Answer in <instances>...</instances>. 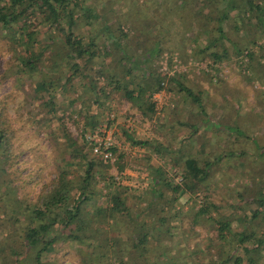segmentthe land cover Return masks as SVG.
<instances>
[{
    "label": "rangeland",
    "instance_id": "obj_1",
    "mask_svg": "<svg viewBox=\"0 0 264 264\" xmlns=\"http://www.w3.org/2000/svg\"><path fill=\"white\" fill-rule=\"evenodd\" d=\"M80 1L103 16V19L101 17L84 22L81 11L77 10L74 32L85 40L99 32L102 22L111 25L116 36L119 35L117 28L121 25L123 31L128 33L125 43L140 63L157 51L152 48L150 39L154 36L163 39L158 55L146 64L147 87L151 89L156 80H161V89L148 100L154 105V113L145 114L132 107L120 93L113 92L111 87L104 84L103 77L98 84L107 87L110 98L102 100V105L97 106L94 103L95 93L91 94L89 89L87 95L90 98L80 100L82 106L87 109L89 106V111H94L99 118L100 123H97L93 132H89L87 121L79 116L82 110L80 105L76 108L68 104L72 97L82 92V79L74 80L72 88H59L55 101L60 108L55 113H46L47 107L44 109L39 105L41 98L35 86L43 75L46 77L49 74L36 71L30 79L24 77L17 80L13 74L7 80H2L11 52L0 36V112L4 116L2 122L8 121L9 128L12 127L10 144L14 182L11 186L15 188L7 193L5 190L12 187L5 182L0 188V239L8 238L10 243L15 241L14 245L19 247L17 249L26 253L23 231L31 220L20 219L16 211H13L15 202L12 210L7 206L16 199L22 206H33L36 202L40 204L43 196L54 186L59 170L57 165L63 163L62 159H68L71 149L64 146L67 145L66 137L62 136L60 123L63 122L70 135L80 141V138H86L95 131L99 133L98 128L108 122L110 149L113 150L110 152L111 157L106 159L110 166L108 174L113 177L116 185L133 189L135 196L130 202V216L118 222L103 216L96 223H88L87 228L77 233L82 236L79 240L58 241L43 254L42 262L217 264L221 257L226 256L227 249L231 253L238 250L234 251L230 246H215L205 250L204 245L211 240L209 234L215 231L205 225L208 222L193 224L189 215L171 221L167 219V222L159 221L161 214L147 209L151 198L149 180L155 168H159L164 177L174 184H180L179 169L185 158L195 159L199 166L208 162L209 175L205 182L209 189V199L215 204L227 205L222 216L233 220V230L243 227L246 230H258L259 236L264 233V207L257 203L259 192L264 187V28L261 30L254 13H240V9L247 7L248 0H234L236 10H228L227 19L221 23L226 39L210 45L206 52H201L203 46L219 35L215 28L217 22L210 20L209 27L212 29L208 35L203 32L204 20L196 17L181 19L178 7H187V1L177 0V5L173 3V10L163 9L161 0ZM170 1L165 0L167 3ZM215 1L220 3L219 0H213L212 3ZM216 2L214 5L207 2L206 5L214 8ZM262 2L251 0L252 4ZM200 3L193 12L202 7ZM138 11L157 30L154 31L152 25L151 33H147V23L141 32L136 23ZM211 14L210 17L216 16L215 11ZM183 27L188 29L182 36L179 30ZM49 34L47 32L45 36ZM101 34L97 41L98 48L106 45V35ZM176 36L177 40H174ZM181 37L184 42L178 40ZM235 48L240 49L239 54H235ZM223 49H227L229 58L217 62L209 57L211 51L221 52ZM249 54H252L251 58ZM96 59V67H99L102 53ZM104 59L107 63L110 56ZM64 73L65 69L62 71ZM138 78H141V73L135 72L134 79ZM90 79H85V82ZM172 80L191 89L202 100V109ZM126 134L133 135L137 140L148 141L152 146L156 145L157 151L130 145ZM53 135L58 138L53 139ZM102 137L99 133L96 139ZM88 141L91 145V141ZM118 163L122 165L120 172L117 169ZM75 167L77 165L73 163L65 168L68 171ZM97 187L101 188L102 195L99 200L95 199L97 202L92 199L88 203L85 209L88 213L98 207L100 202L108 206L106 193L113 191V187H103L101 181ZM11 194H14L12 200ZM165 198L169 199V194L166 193ZM190 198H195L196 204H200L202 194L181 195L182 214L188 210L192 202ZM229 205L234 208L229 209ZM255 210L259 213L250 220L247 215L250 216ZM165 217H170L169 212ZM142 222L146 223L144 229L149 232L144 246L137 240L136 223L143 225ZM98 227L100 231L95 229ZM108 236L118 240H111L106 246ZM7 253L9 247H5ZM257 254L261 257L259 262L264 264V251L258 249ZM138 255L142 257L135 259ZM31 258L28 253L25 262Z\"/></svg>",
    "mask_w": 264,
    "mask_h": 264
},
{
    "label": "trees",
    "instance_id": "obj_2",
    "mask_svg": "<svg viewBox=\"0 0 264 264\" xmlns=\"http://www.w3.org/2000/svg\"><path fill=\"white\" fill-rule=\"evenodd\" d=\"M180 1H187L188 6L178 7L179 17L181 19L196 17L199 20H204L203 32L205 34L209 35L212 29V27H209L210 20L217 22L215 28L219 35L209 41L208 45L203 46L201 52H206L210 49V45H215V43L223 42L222 40L226 39L221 23L223 24L227 19L228 10H236L237 6L234 4V0H219L220 3L215 1L217 5L214 8L206 5L207 2L212 3L213 0ZM262 1V4H252L251 0H248L246 2L247 7L240 9V13L243 14L254 13L253 16L261 30L264 28V0ZM160 3L163 9L173 10L172 6L177 5V0H171L170 3L161 0ZM199 3L202 7L193 12V9ZM77 10L81 11L84 22L91 21V19L97 20L101 17L103 19L102 15L97 14L93 8L83 5L80 0H0V36H2L11 52L1 79L7 80L13 74L14 79L17 80L24 77L30 79L36 71L41 74L48 73L49 75L46 77L43 75L35 86V91L39 93L38 95L41 98L39 105L44 109L47 107L46 113H55L60 108V105L55 101L59 88L61 90L67 87L72 88L74 87V80H84L82 92L72 97L68 104L76 108L80 105L82 110L79 111V116L87 121V126H90L89 132L96 129L95 126L99 118L94 111H89V106L88 109L86 106H82L80 100L90 98L87 95L89 89L91 94L95 93L94 103L97 106L102 105V100L110 98L109 92L106 91L107 87L98 84L102 77L105 80L104 84L111 87L113 92L120 93L123 99L129 102L132 107H136L138 111L143 113H154V105L149 103V98L154 92L161 89V80H156L151 89H149V86L147 87L145 80L146 74H148L146 64L153 61L154 57L158 55L157 53L160 52L158 50L162 49L163 39L158 36L150 39L152 48H156L157 51L152 56L145 57L139 63L135 54L128 49V44L125 43L128 33L123 31L121 25L117 28L119 31L117 36L113 32L112 26L105 22L100 24L99 32L90 35L87 40L76 34L74 26L77 21L75 16ZM213 11L216 12V16L210 17ZM136 16V23L139 25L140 31L142 32V27L146 28L148 23L147 33H151L150 29L153 24L146 20V16L143 14L140 16L139 11ZM153 29L154 31L157 30L154 25ZM187 29L180 28L179 32L182 33V36ZM47 32L50 33L49 36H45ZM101 33L106 35V45L98 48L97 41ZM175 39L177 40V36L174 37ZM178 40L184 42L183 38ZM99 52L102 53L103 59L99 67H96L98 63L96 57L101 55V53L98 54ZM221 52L218 50L211 51L209 57L217 62L229 58L227 49H223ZM239 53L240 49L235 48V54ZM107 55L110 56V60L106 63L104 58ZM249 55L251 58L252 54ZM14 68H16L15 72ZM63 69L66 70L64 74H62ZM135 72H140L141 78L134 79ZM87 78L91 79L85 82ZM172 82L179 86V89L185 92L202 109V100L191 89L179 81L172 80ZM147 93H149V97ZM2 120H4V116L0 112V188H2L3 182L10 185V187L14 182V174L11 171L13 158L10 144L12 127L9 128L8 121L4 123ZM104 123L107 126L109 125L108 122ZM227 128L231 129V127ZM60 130L63 133L62 136L66 137L65 144L67 145L64 146H69L71 149L68 159H62L63 163L60 166L57 165L59 170L55 177V184L49 190L50 192L43 196L40 204L36 202L33 206H22L19 205L20 203L16 199L7 206L9 210H12L15 202L16 206L13 211H16L20 219L31 220V223L27 224L23 231V246L26 253L24 254L17 249L19 247L14 245L15 241L10 243L8 238L0 239V264H44L42 262L43 254L51 246L61 240H79L82 236L77 233L79 230L87 228L88 223H96L103 216L106 219H112L114 222L130 216L132 210L130 202L135 196L133 189L116 185L113 182V177L108 174L110 166L107 160L101 154L91 151V145L85 137L80 138V141L79 138L72 137L63 122L60 123ZM51 132L52 130H50ZM126 137L132 146L152 148L157 151L156 145L152 146V143L148 141L137 140L131 134H126ZM55 138H58L57 135H53V139ZM75 142H77V146H75ZM110 152H113V150L110 149ZM73 163H76L77 167L73 170L68 168V172L65 167ZM117 167L118 172H120L122 165L118 163ZM209 167L210 163L208 162H204L202 166H199L195 159L185 158L181 169H179L180 184L172 183L167 177H164L162 170L155 168V172L151 174L149 180L151 198L147 209H153L156 213H160L159 221L161 222H167V219L171 221L186 218L187 215L191 217V221L195 225H198L200 221L208 222L205 225L215 232L209 234L211 240L204 245L205 250L215 246H230L234 248V251L238 250L236 254L229 252L227 249L226 256L221 257L220 262L217 264H261L259 262L261 257L258 256L257 251L258 249L264 251V233L259 236L257 235L258 230H246L243 227H239V230H233V220L222 216V212L225 211L224 208L227 205L215 204L212 199H209V193H207L209 189L205 182L209 175ZM7 169L8 171H6ZM99 181L102 182L103 187H113V191L106 193L108 206H104V202H100L98 207L88 213L85 211L88 203L92 199L97 202L102 195L101 188L97 187ZM12 190H15V188L12 187L5 191L11 193ZM166 193L169 194V199L165 198ZM186 193L190 195L201 193L202 201L200 204H196V199L190 198L192 202L188 207V212L182 214L183 205L180 206V196ZM12 199H14V194H11L10 200ZM257 203L260 207H264V187L259 192ZM228 208L234 207L229 205ZM167 212H169V218L165 217ZM258 213V210H255L253 214L247 216L252 220ZM145 224L136 223L138 229L137 240L143 246L147 243L149 235V232L144 229ZM95 229L100 231L99 227ZM111 240L117 241L118 239L116 237H106V246ZM199 245L201 246V244ZM5 247H9V253L7 254H5ZM28 253L32 257L28 261L29 263L25 262ZM218 253L220 256L219 251ZM137 257L140 259L142 255L136 256L135 259Z\"/></svg>",
    "mask_w": 264,
    "mask_h": 264
},
{
    "label": "built area",
    "instance_id": "obj_3",
    "mask_svg": "<svg viewBox=\"0 0 264 264\" xmlns=\"http://www.w3.org/2000/svg\"><path fill=\"white\" fill-rule=\"evenodd\" d=\"M99 133L103 136L101 139H96L99 134L95 131L93 134H88L87 140L91 141V151L93 153L101 154L103 158L109 159L111 157L110 153V138L108 136V126L107 124H102L98 128Z\"/></svg>",
    "mask_w": 264,
    "mask_h": 264
},
{
    "label": "crops",
    "instance_id": "obj_4",
    "mask_svg": "<svg viewBox=\"0 0 264 264\" xmlns=\"http://www.w3.org/2000/svg\"><path fill=\"white\" fill-rule=\"evenodd\" d=\"M145 245V244H144ZM143 246V245H142Z\"/></svg>",
    "mask_w": 264,
    "mask_h": 264
}]
</instances>
